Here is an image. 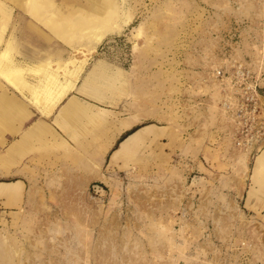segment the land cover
Segmentation results:
<instances>
[{"label": "rangeland", "instance_id": "obj_1", "mask_svg": "<svg viewBox=\"0 0 264 264\" xmlns=\"http://www.w3.org/2000/svg\"><path fill=\"white\" fill-rule=\"evenodd\" d=\"M55 1L88 6L87 0ZM123 5L125 29L102 39L81 77L87 90L75 92L112 109L109 123L112 110L101 108L104 116L87 118L90 139H75L69 148L57 142L56 154L26 158L31 141L7 145L10 133L0 143V181L25 180L20 190L19 183H0V194L14 191L0 195V264H264V207L256 199L246 209L244 196L264 141L236 145L215 76L243 61L264 73V0ZM9 12L0 14L7 39L0 51L10 49L13 35L18 61L41 59L46 53L36 48L53 44L32 34L30 17ZM6 79L0 74V86L23 104L28 120L31 107L46 117ZM130 121L131 129L151 125L152 131L130 161L104 165L107 177L94 151ZM18 135L21 140L20 133L12 137ZM48 135L37 138L48 141ZM6 150L24 157L13 160ZM263 171L255 182L262 190Z\"/></svg>", "mask_w": 264, "mask_h": 264}, {"label": "bare ground", "instance_id": "obj_2", "mask_svg": "<svg viewBox=\"0 0 264 264\" xmlns=\"http://www.w3.org/2000/svg\"><path fill=\"white\" fill-rule=\"evenodd\" d=\"M124 1L127 2V0ZM8 2L12 3V7H16L30 17L31 25L38 32L50 40L54 38L59 40L70 49L67 57L49 56L34 63L22 62L16 59L13 52L14 50L18 52V46L12 35L8 41L10 49L7 48L6 52L0 51V74H3L6 80L9 79L10 84L20 93L23 92L25 99L34 101L37 106L41 105L39 108L45 109L43 115L49 117L47 115L52 113L50 115L52 116L71 91L76 88L87 90L84 84L77 86L82 73L102 39L123 32L127 18L126 21L122 20L121 10L127 6H122L123 0L121 4L116 0H87L88 6L74 2L59 5L55 0H8ZM1 13L10 15L8 6L0 1ZM5 24L6 22H0V29H2L0 30V45L7 41L4 37L6 27L2 28ZM0 88L3 89V93L0 94V143L2 145H5V133H10L12 136L21 134V140H14L15 144L21 141L26 144L35 137L49 133L56 135L46 121L42 120L43 118L26 129L24 122L29 118L27 119V111L24 110L23 104L16 103L4 86ZM96 108L95 104H87L77 95H72L60 107L58 115L62 117L64 123L69 120L81 123L85 118L90 117L92 120L98 118L94 112ZM134 122H123L121 127H131ZM107 145V148L102 150L103 153L108 150ZM263 170L264 148L255 159V182ZM104 181L107 182L105 179Z\"/></svg>", "mask_w": 264, "mask_h": 264}, {"label": "crops", "instance_id": "obj_3", "mask_svg": "<svg viewBox=\"0 0 264 264\" xmlns=\"http://www.w3.org/2000/svg\"><path fill=\"white\" fill-rule=\"evenodd\" d=\"M7 6H8L9 11H13L14 8L17 9L16 7H12V5H7ZM19 14H21V15H23L25 17H28V16H26L25 14H23L20 11H19ZM30 27L32 28L31 29L32 30L31 31L32 34L35 35L37 39H40L41 40V39L45 38V39H47L49 41L48 43L53 44L52 46H54V44H56V46H54V47L51 46L49 48L48 47H46V48H44V47L43 48L42 47H37L36 49L43 50V51H45L46 54L43 57H41V59H38L35 62H38L40 60H43V59H45V58H47L49 56H51L53 58H58V57H61V56L62 57H67L68 56L70 49H68L65 45H63L59 40H57V39L54 38L51 41L45 35H43L40 32H38L32 25ZM41 42H42V40H41ZM41 42H39V43H41ZM39 43H37V44H39ZM54 50H56V51H54ZM65 51L66 52L68 51L67 54H66ZM31 63H34V62H31ZM262 79L263 80H261V91L264 92V85H262V82L264 83V75H263V78ZM80 82H81V78H80L77 86H80L79 85ZM10 90L17 97L23 98L17 91H14L13 89H10ZM76 91H77V88L74 89L73 91H71L69 93V95L66 97V99H64L61 102V104L58 106V108L56 109L55 113L52 116H50V117H43V116H41L40 113L34 107H31L32 110L34 111V115L31 117L30 120H28L25 123L24 127L27 129L32 124H34L36 121H39L41 118H43L42 120H45L46 123L48 124V126L56 134L57 140L53 136H50V135L47 136L48 141H46V140L45 141L39 140L37 137L33 138L32 141H31L32 144L28 145L29 146L28 147V150H26V153H27V155H25L26 158H30L32 156L31 155L32 153H38L39 151L42 152V153L50 152V153L56 154V151H55V148L56 147L55 146H56L57 142L59 143L60 141H67L68 144L66 145V148H69L70 146L71 147H74V146L77 145L75 143V139H85L86 140V138L89 136L88 135L87 137H85L87 135L88 131L91 130L92 125H90L89 127L85 128L86 123H87V119L86 118L81 123H79L78 121L72 122L70 120L67 123H66V121L64 123V120L62 119V117H60V115H58V112H59L60 107L68 101V98L70 96L77 95L83 102H85L87 104H95L97 106V108L95 109L94 112L96 114H98L99 116H104L105 115V114H103L100 111L101 108L107 109V110L108 109L109 110H112L110 108L104 107L97 100H88L87 98L81 97L79 95V93H75ZM111 112H113V110L110 111L107 114V117L105 118L106 119V122H104V125L105 126H106V123H109V120L111 119ZM83 124H85V125L83 126ZM151 127H152L151 125H145L143 127L140 126V127L136 128L134 131H131L130 133H128L124 137H123V135L127 131L131 130L132 127H128L129 129L128 128H122L120 130V132H117V133H116V131L114 129L112 135L109 138H107V139H103L102 138L101 139V144H99L98 145V148L94 151V155H96L94 157V162L98 163V165L100 166V168H101V174H104L105 176H107L103 172V168H104V165L108 161H110L111 159H112L111 161L114 162L113 168L115 166H117V165L122 166V162H124V161H130L133 158V156H135L133 153H137V151L135 149L139 146L138 144H140V147H141L142 140L146 139L145 136H147V134H149L152 131L151 130ZM99 130H97V131H99ZM85 131L87 133H85ZM82 136H84V137H82ZM10 137L13 138V139L9 143ZM18 137H19V135L16 136V137H12V136L8 135V144L7 145L12 144L14 142V140L16 138H18ZM87 140H86V142H87ZM106 143L108 144V150L105 153H103L101 151V149H104V146H105ZM5 147L7 149L8 146H5ZM140 151H142V149ZM5 152L9 154L8 150H6ZM6 153H4V156H5ZM67 153L68 154L69 153L73 154L74 152H72V150H69V151H67ZM21 154H22L21 152L20 153H12V154H9L10 156L8 155V157L10 158L11 156H13V157H11L13 160H14V156H16L15 159L17 157L21 159V158L24 157V156L21 157ZM92 154H93V152H92ZM56 156H58V155H56ZM9 158H8V160H7V157H6V159H4V158L3 159L5 161L6 160L9 161ZM67 162H68V160H67ZM248 175H249L248 178L250 180V185H249V187H248V189H247V191H246V193H245L244 196L246 197L245 205L249 206V208L246 207V209H254L255 208V200L256 199H257V201H259L257 203H261L262 204V207H264V190H262L260 188L259 184H255V158H254L253 165L251 166V170H250V172H249ZM263 175H264V171H263ZM98 178H100V177H98ZM101 180L103 181L102 178H101ZM0 182H7L8 184H12V185L19 183V185L17 186L18 188H16L18 190L21 189L22 184H23V186L25 188V180H23V179H17V180H13V181H0ZM21 182H22V184H21ZM103 182H105V181H103ZM13 192H8V193H5V194L1 193L0 195H6V194L13 193Z\"/></svg>", "mask_w": 264, "mask_h": 264}, {"label": "built area", "instance_id": "obj_4", "mask_svg": "<svg viewBox=\"0 0 264 264\" xmlns=\"http://www.w3.org/2000/svg\"><path fill=\"white\" fill-rule=\"evenodd\" d=\"M263 74L248 61L238 62L231 71L220 68L215 73L224 91L223 106L232 123V138L239 147L264 141Z\"/></svg>", "mask_w": 264, "mask_h": 264}, {"label": "trees", "instance_id": "obj_5", "mask_svg": "<svg viewBox=\"0 0 264 264\" xmlns=\"http://www.w3.org/2000/svg\"><path fill=\"white\" fill-rule=\"evenodd\" d=\"M136 128H138V127H136ZM136 128L127 131V132L123 135V137L126 136V135H127L128 133H130L131 131H134Z\"/></svg>", "mask_w": 264, "mask_h": 264}, {"label": "water", "instance_id": "obj_6", "mask_svg": "<svg viewBox=\"0 0 264 264\" xmlns=\"http://www.w3.org/2000/svg\"><path fill=\"white\" fill-rule=\"evenodd\" d=\"M0 183H3V184H8L7 182H0Z\"/></svg>", "mask_w": 264, "mask_h": 264}]
</instances>
